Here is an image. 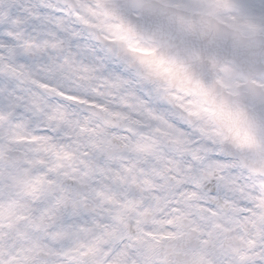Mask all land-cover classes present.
I'll return each instance as SVG.
<instances>
[{"label":"snow or ice","instance_id":"6c2138e0","mask_svg":"<svg viewBox=\"0 0 264 264\" xmlns=\"http://www.w3.org/2000/svg\"><path fill=\"white\" fill-rule=\"evenodd\" d=\"M0 264H264V0H0Z\"/></svg>","mask_w":264,"mask_h":264}]
</instances>
